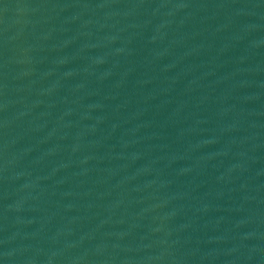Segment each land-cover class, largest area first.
Listing matches in <instances>:
<instances>
[{"label": "water", "instance_id": "water-1", "mask_svg": "<svg viewBox=\"0 0 264 264\" xmlns=\"http://www.w3.org/2000/svg\"><path fill=\"white\" fill-rule=\"evenodd\" d=\"M0 264H264V0H0Z\"/></svg>", "mask_w": 264, "mask_h": 264}]
</instances>
